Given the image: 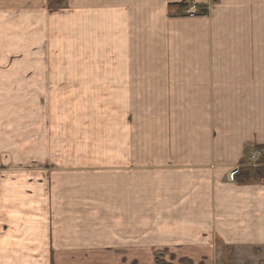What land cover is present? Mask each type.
<instances>
[{
  "label": "crops",
  "instance_id": "1",
  "mask_svg": "<svg viewBox=\"0 0 264 264\" xmlns=\"http://www.w3.org/2000/svg\"><path fill=\"white\" fill-rule=\"evenodd\" d=\"M59 1L0 0V95L55 127L0 113V264H264V0Z\"/></svg>",
  "mask_w": 264,
  "mask_h": 264
},
{
  "label": "rangeland",
  "instance_id": "2",
  "mask_svg": "<svg viewBox=\"0 0 264 264\" xmlns=\"http://www.w3.org/2000/svg\"><path fill=\"white\" fill-rule=\"evenodd\" d=\"M56 3L57 2H55V0H51V4ZM68 96H70V94H67L66 98ZM52 102L53 100L49 92L38 93L36 95L31 93L1 94L0 113H5L6 117L10 119H13L14 117H21L24 134L27 133L30 135L31 130L34 127V129L38 128L39 134L43 135L45 139H47V136H52V131H54L55 128L51 123L54 115ZM31 119L38 120V127L35 125H33V127L31 126ZM165 259H162L160 255H152V257L149 259V263L155 264L156 260H161L164 262L167 260L168 262L172 261L171 259L169 260V258ZM118 260L119 263L122 264V261L125 260L126 262L128 259L125 256L121 257V255H119ZM146 260L147 258H145L143 255H136L134 257V262H137L138 264ZM128 261L130 262V260ZM181 261H176V264H186Z\"/></svg>",
  "mask_w": 264,
  "mask_h": 264
},
{
  "label": "trees",
  "instance_id": "3",
  "mask_svg": "<svg viewBox=\"0 0 264 264\" xmlns=\"http://www.w3.org/2000/svg\"><path fill=\"white\" fill-rule=\"evenodd\" d=\"M193 0H186L184 3L180 5L182 11H184ZM63 0L59 1V5ZM48 4L51 6V0H48ZM234 179L236 182L244 184V183H262L264 184V163L260 160L259 165L255 167H251L249 165H242L236 174L234 175ZM155 264H170L161 260H156Z\"/></svg>",
  "mask_w": 264,
  "mask_h": 264
},
{
  "label": "built area",
  "instance_id": "4",
  "mask_svg": "<svg viewBox=\"0 0 264 264\" xmlns=\"http://www.w3.org/2000/svg\"><path fill=\"white\" fill-rule=\"evenodd\" d=\"M212 2H213L212 0H208L203 4V6H201L196 2V0H193L191 4L183 11V14L186 16H195L202 12H207L210 9ZM261 159H262V152L255 151L249 157L250 163H248V165L251 167H255L259 165ZM237 171L238 169H236V172Z\"/></svg>",
  "mask_w": 264,
  "mask_h": 264
}]
</instances>
